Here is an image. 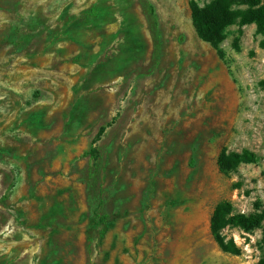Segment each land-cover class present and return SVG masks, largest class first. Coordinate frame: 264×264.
Returning <instances> with one entry per match:
<instances>
[{"label":"rangeland","instance_id":"rangeland-1","mask_svg":"<svg viewBox=\"0 0 264 264\" xmlns=\"http://www.w3.org/2000/svg\"><path fill=\"white\" fill-rule=\"evenodd\" d=\"M190 1L0 0V264H260L264 223L210 226L264 202V38L220 56Z\"/></svg>","mask_w":264,"mask_h":264},{"label":"trees","instance_id":"trees-1","mask_svg":"<svg viewBox=\"0 0 264 264\" xmlns=\"http://www.w3.org/2000/svg\"><path fill=\"white\" fill-rule=\"evenodd\" d=\"M192 20L199 38L213 46L220 56H223L221 44L225 41L227 30L232 26L243 28L255 25L257 34L264 38V0H213L205 6L196 1H190ZM264 49V39L260 43ZM259 157L250 151L228 152L223 150L219 165L222 172L229 174L236 172L242 165L255 164ZM254 212L245 215L235 211L231 202L217 205L211 218V232L226 253L240 255L241 250L234 241L227 242L223 231L228 227L239 228L250 232L260 228L264 223V202L260 199L253 204ZM105 218V216H104ZM264 264V256L260 261Z\"/></svg>","mask_w":264,"mask_h":264}]
</instances>
